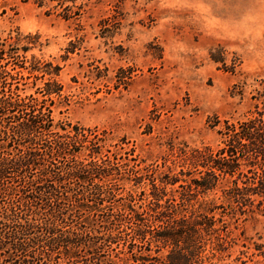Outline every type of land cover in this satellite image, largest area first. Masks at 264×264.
<instances>
[{"label":"rangeland","instance_id":"374dc122","mask_svg":"<svg viewBox=\"0 0 264 264\" xmlns=\"http://www.w3.org/2000/svg\"><path fill=\"white\" fill-rule=\"evenodd\" d=\"M1 1L0 43L19 33L8 60L24 66L7 63L1 79L20 96L41 97L45 82L60 83V96L52 92V103L46 101L53 122L86 128L112 161L178 170L172 160L179 147L221 144L208 118L235 121L254 111L251 96L264 79V0H122L120 25L110 37L101 36L98 21L114 0L68 20L54 1L41 7ZM118 169L115 192L147 188L127 179L129 166ZM231 228L237 243L214 264H241L237 256L264 264L261 254L251 255L254 242L264 244V211ZM121 238L103 244L100 257L122 255Z\"/></svg>","mask_w":264,"mask_h":264},{"label":"trees","instance_id":"16d2710c","mask_svg":"<svg viewBox=\"0 0 264 264\" xmlns=\"http://www.w3.org/2000/svg\"><path fill=\"white\" fill-rule=\"evenodd\" d=\"M53 1L66 20L104 3L32 0L38 7ZM121 1L99 19L101 36L119 27ZM10 38L0 43V74L7 63L24 67L8 60L19 33ZM0 87V264H214L237 243L231 224L264 211V79L254 88L250 115L208 118L211 128L218 126L217 148L176 149L178 170L112 161L86 128L54 123L46 101L52 103V92L60 96L58 82H45L41 97L20 96L1 77ZM125 165L132 185L146 189L115 192L114 171ZM118 237L122 255L102 259L101 246ZM253 248L251 255L264 257L263 243Z\"/></svg>","mask_w":264,"mask_h":264}]
</instances>
